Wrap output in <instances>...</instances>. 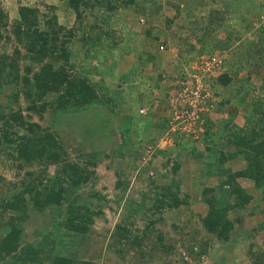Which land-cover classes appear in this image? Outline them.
<instances>
[{
    "label": "trees",
    "instance_id": "16d2710c",
    "mask_svg": "<svg viewBox=\"0 0 264 264\" xmlns=\"http://www.w3.org/2000/svg\"><path fill=\"white\" fill-rule=\"evenodd\" d=\"M61 1L66 2V7L72 12L75 22L80 20L82 12L95 9V12L91 11L93 13L89 26L91 29L98 28L101 23L107 24L118 8L130 9L135 13L134 15H146L145 22L142 20L139 23L138 19L135 18L138 21L136 24L141 25L143 23V26L141 25L138 30V35H142L141 41L135 44L134 39L131 38L134 45L133 50H130L129 44L126 42L128 38L125 37L126 41L116 45L113 34L110 35L109 29L102 27L98 28L101 30L96 31V38H92L88 44V47L96 54L94 59L100 56L101 63L106 61L107 58L104 56L110 51L111 55L109 54V56L112 58L114 53L112 47L117 52L122 51L118 53L116 59H112L114 61L121 59L126 52H132V56L138 61L134 64L133 58L131 69L129 68L125 74L126 78L122 76V79L132 80L145 69L159 72L158 62L164 57L162 52H166L165 48L168 44L177 39L174 30L167 31L170 34L166 35V32L159 28L160 21L153 16L155 12L153 5L156 4V1L153 0ZM52 7L49 4L47 9L51 10ZM50 13L40 11L34 4L25 3L18 5L15 17L8 20L7 11L0 4V43L12 41L17 44L12 47L10 56L4 51L0 54V90L6 87L8 83L19 82L23 98L30 101L29 105L26 106V111L22 108H17L18 110L11 108L9 105L13 104V99L11 100L14 97L13 91L3 103L0 102V155L4 154L6 158L15 159L18 162L17 168L21 167L22 164L39 167L38 177L35 176L28 180L20 179L6 182L0 176V180L6 187L5 193L0 198V264H94L91 257L90 259H77L75 257L76 249L71 250V246L86 236L90 225L93 223V217L101 213V200L105 199V196L92 188L95 180L92 181L91 179L93 170L88 168V166L95 165L94 158L99 152L78 151V153L73 154L77 160H73L71 155L61 147L62 144L58 141L56 131H50L46 124L41 125L45 121L42 115L46 112V105L49 108L47 113L56 115L97 109L99 111L95 115H102L101 118L107 122L115 118L118 120L120 116L124 128H118L120 123L117 121V124H114L115 128H113L115 134L112 135V138L115 137L117 142L121 137L129 135L132 130L136 131L133 128L136 122L143 127L139 130L140 136L142 129L153 130L155 136L152 135L150 139H143V137L138 136L131 145L133 150L137 152V158H143L145 153H148V156L163 155L166 150L155 147V142H167L169 140L167 136L173 135L176 144L182 143L176 145L173 153L177 147H182V141H186L185 146L187 147L179 154L168 152L165 161H172L173 169L178 167L177 159L200 161L198 173L204 177V180H207V178L213 177L217 168L222 165L220 174H223V178H219L214 185H202L198 194V201H201L206 207L205 215H199L198 218L201 227L206 233L208 232V235L213 233L223 241L229 239L233 225V221L227 215L229 208H232V212L236 213L235 221H240L241 216L237 215L240 214L238 212L246 207V204L257 200V203L250 207L262 206V215L264 216V93H262L264 90V29H261L262 35L259 39L258 50L256 48L253 50L261 51L260 55L256 56L260 62L254 61V64L247 66L245 70L246 78H260L263 81L258 89L263 95L255 97V92L252 91L253 94L248 98L249 94L247 91L245 92L244 88L243 90L235 88L237 92L235 99H217L218 102L214 99V104L215 102L223 104L227 100L230 103L235 102L239 108H242L239 112H245L247 116L252 114L253 120L255 117L256 120L245 127L236 123L232 124L231 121L235 118V113L227 112L215 104V109L211 111L212 114L210 112L201 113L202 124L206 127L203 128L201 136L193 138L191 141L187 139L188 135L184 132L176 131V129L171 130L170 97L180 91V81H184L182 79L184 73L181 74V65L178 61L184 55L194 53L193 51L206 56L213 55V49L205 47L204 41L198 39L197 47L184 40L185 49H177L178 54L173 59V70L179 82L170 73L165 74L163 72L166 85L160 87L159 81L154 80V89L157 91L154 96L150 91L144 89V92L136 90L134 99L122 98L118 100L119 97L115 98L116 92L114 91L116 90L106 87L103 83L104 75L99 70L98 64L90 60L87 64L75 65L81 62H77V60H81L78 58L80 51H76L74 54L70 46L76 26L73 24L65 26L57 22L56 16L53 13L50 15ZM179 17V21H181L183 17ZM149 21L153 24H149ZM184 32L188 35L189 28H186ZM101 34L107 35L108 40H105L106 42L104 39L107 38H103ZM207 36V29L200 33V37L203 39ZM195 37L198 38L199 36L195 35ZM112 39L113 45H115L108 47L112 43L109 40ZM160 47L162 48L160 49ZM19 59L41 62V66L38 71L32 72L29 76L30 69L23 66L24 74L19 76L16 69V62ZM223 65H226V61L218 66L220 71L217 70L216 75L204 76L203 81H206L208 88V83L211 84L213 81L217 86L223 88L224 92L232 86L229 84L228 74L223 71ZM162 71L163 68L160 72ZM107 74H111V72ZM213 77L214 79H212ZM50 93H53L54 96L48 103L37 104L41 98H48ZM145 93L146 96L143 95ZM217 94H220L218 90L212 91L213 96ZM144 96L148 99H145ZM133 100L135 102L134 110L131 111L129 104ZM121 104L125 106L123 111L118 110L124 107ZM215 110L216 114L214 115ZM33 114L36 115V120L32 119ZM208 115L215 118L210 119ZM217 118H220L222 129L210 133L207 126H214V121ZM251 120L252 118H250L249 123ZM177 132L181 133L182 136H177ZM184 135L186 139L183 138ZM215 135L218 137L215 138ZM108 137L105 136V138ZM143 141H145L144 144H142ZM147 141L152 142L148 143ZM197 143L200 145V149L197 148ZM140 144H142L141 148ZM237 156L243 159L244 164L240 169L230 171L225 163L228 158ZM144 159L140 158L139 161L143 165H148L150 161ZM216 162L218 164L215 170L213 164ZM50 163L54 164L53 175L47 179L45 176L46 168ZM153 166H149L150 171L147 176L153 183V188L157 189L156 192L152 190L154 208L174 209L178 208L180 203L187 204L188 195L178 197L179 185L177 181L172 182L170 180L167 184L162 185H157L153 181L158 176L161 177L160 173L153 171L155 169ZM26 173L30 176L32 172L27 171ZM237 177L251 180L253 187L259 194L258 197L254 199L248 191L238 184L235 180ZM122 185L124 189L126 182L118 179L114 186L120 187ZM84 187H87V196H89L86 200L82 198V193H79ZM121 196L122 194L117 196V199ZM229 199L232 202H229ZM47 207L57 208L52 226L46 231L37 232L38 236L28 242L22 226V222L28 216V208L43 211ZM124 208H126L125 204ZM115 225L113 227L119 232V236L124 237L127 228L121 224ZM262 228L264 229V219L259 221L257 227L247 226L246 230L248 232L260 231ZM176 234L179 235L177 240L183 246L185 243V248L199 252L197 248L200 245L195 241L194 236L192 240L187 234ZM135 239L136 236L131 239V242L133 243ZM159 239L163 241V236H159ZM160 241L159 244H162ZM191 253L194 254L192 251ZM262 257L264 258V252H262Z\"/></svg>",
    "mask_w": 264,
    "mask_h": 264
},
{
    "label": "rangeland",
    "instance_id": "374dc122",
    "mask_svg": "<svg viewBox=\"0 0 264 264\" xmlns=\"http://www.w3.org/2000/svg\"><path fill=\"white\" fill-rule=\"evenodd\" d=\"M153 1H156V4L153 5L155 11L153 16L157 17V20L160 21L159 28L165 31L166 35L170 34L167 31L174 30L173 32H176L175 35L177 36V39L165 48L167 51L162 52L163 56H168L171 52L175 59L176 54H178L177 49L185 47L184 40L186 42L189 41L195 47L198 46L197 39L204 41V46L213 49L212 53L220 57L221 63L226 61V65H223L222 68L228 74L230 78L229 84L233 85L234 90L235 88L239 90H243L244 88L245 92L247 91V94H249L248 98L253 94L252 91L255 92V97L263 95L264 90L262 93L258 90L263 81L260 78H246L245 70L247 66L254 64V61L260 62L256 56L260 55L261 51L253 50L255 48L258 50L257 47L260 45L259 39L262 35L261 29H264V0ZM25 3L34 4L42 12L53 13L56 16L57 22L65 26L72 24L76 26L70 46L74 54H76V51H80L78 58L81 60H76L77 62H81L75 65L87 64L91 60L95 64H98L99 70L103 72L106 78L108 76L110 79L111 74L106 75L105 73L108 70L112 71L114 69L116 60L112 59H116L118 53L122 51L117 52L112 47L114 50L112 58L109 56V54L111 55L110 51L109 54L104 56L107 58L106 61L101 63L100 56L94 59L96 54L92 52L93 50L88 47V44L92 38H96V31L101 30L98 28L102 27L109 29L110 35L113 34L116 45L128 40L126 42L129 44L130 50H133L134 45L131 38L134 39L135 44H138L142 38V35H138V30L143 23L141 25L136 24L138 23L136 19L139 16L142 17L143 22L146 20L145 14L134 15L135 13L130 9L118 8L112 14L107 24L101 23L98 25V28L91 29L89 26L93 16L91 12L93 9L82 12L80 20L75 22L72 12L66 7L65 1L0 0L1 6L7 11L8 20L15 17L17 6ZM49 4L53 6L51 10L47 9ZM93 11L95 12L96 10L94 9ZM90 12L91 14H89ZM179 16L183 17L181 21H179ZM142 20L139 22L141 23ZM149 24L152 25L153 23L149 21ZM186 28L190 30L188 35L184 32ZM206 29L208 30V36L203 39L200 37V33ZM195 35L199 37L197 38ZM101 36L107 38V35L101 34ZM130 39L131 42L129 41ZM105 40L107 41L108 38ZM109 42L112 43L108 47L115 45H113V39L109 40ZM16 45L12 41L5 42L4 44L0 43V54L4 51L10 56L12 47ZM20 51H22L21 48ZM193 52L187 56L184 55L178 61L183 71L187 73L193 71V68L197 70L199 66L198 56L200 53ZM137 61L134 58V64ZM16 65L19 76L24 74L23 66L30 69L29 76L32 72L38 71L41 62H30L27 59H19ZM106 66H109L106 68L107 71H103ZM216 74L217 71L212 75ZM208 84L211 92L220 90V86H217L214 81ZM136 87L126 92L124 96L130 97V93L134 94ZM21 91L19 82L8 83L6 87L0 90V102L3 103L8 95L13 92L14 97L11 98V100L13 99V104L9 106L16 110H18L17 108H22L26 111V106L29 105L30 101L23 98ZM53 96L54 94L50 93L47 96L48 98H41L37 104L48 103ZM211 102L215 105L214 101ZM134 104V100L129 104L131 111L134 110ZM121 105L123 106L124 104ZM220 106L221 104L219 103L218 107L220 108ZM124 109L121 107L118 110L123 111ZM240 109L242 110L239 106L236 108L234 105L226 107L225 111L234 112L236 115L231 121L232 124L236 123L245 127L256 120L255 117L249 123L250 118L254 116H247L245 112H239L241 111ZM45 111L42 115L45 121L41 125L46 124L50 131H56L58 141L62 144L61 147L71 155L73 160H77L73 157V154L78 153V151L99 152L94 158L95 165L88 166V168L93 170L91 179L92 181L95 180V183H93L92 188L98 191L99 194L104 195L105 199L101 200V213L93 217V223L90 225L86 236L78 241L77 244L75 243L76 245L73 244L71 246V250L76 249L75 257L77 259H90L91 257L94 264H264V258L262 257V252H264V229L252 232L246 230L247 226L257 227L259 221L261 222L264 219L262 206L250 207L255 205L257 200L246 204V207L238 212L240 214L237 215L241 216L240 221H235L236 213L232 212V208H229L227 215L233 221V225L227 241H223L213 233L212 235H208V232L206 233L201 227L198 216L205 215L206 207L201 201H198L200 188L202 185H214L219 178H223V174H220L222 165L216 170L218 163H214L216 173L213 177L207 178V180H204V177L198 173L200 161H191V159L181 161L177 159L178 167L173 169L172 161H165V159L168 152L173 153L177 144H182H176L173 135L167 136V139H169L167 142H155V147L165 149L166 154L148 156V153H145L143 158H140H145L144 160H148L150 163L143 165L139 161L140 158H137V152L131 146L135 142V139L140 136L139 130L143 128L141 124L136 122L133 126L136 131L132 130L129 135L121 137L119 142H117L115 137L112 138V135L115 134L113 128H115L114 124H117V121L120 123V126L117 127L120 129L124 128L120 116L118 120L117 118L114 119L116 122L114 120L107 122L101 118L102 115H95L99 111L97 109L70 114L59 113L56 115L54 113H47L49 108L46 105ZM134 113L136 114L135 111ZM36 118V115L33 114L32 119L36 120ZM210 126L212 125L207 126V129L212 133L214 129L213 126ZM176 131L178 130L176 129ZM152 135L155 136L154 131L145 128L142 129L140 137L150 139ZM187 135V139L192 141L194 136L191 134ZM105 136L109 137L105 138ZM177 136L182 135L177 132ZM183 138L186 139L185 135ZM140 141L142 140L140 139ZM147 142L151 143L152 141ZM182 142V147H179L180 149L177 147L173 154H179V152L187 148L185 146L186 141ZM142 144H140V148ZM197 148L200 149L199 144ZM17 163L15 159L6 158L4 154L0 155V176L6 182L38 177V166L22 164L21 167L17 168ZM225 164L230 171H234L240 169L244 161L240 156H237L228 158ZM53 165L50 163L46 168L45 176L47 179L53 175ZM149 166H153V169L155 168L153 171L161 174V177L158 176L153 180L157 185L167 184L170 180L172 182L177 181L179 185L178 197L188 195L187 204L180 203L178 208L174 209L164 207L154 208L152 205L154 196L152 190L156 192L157 189L153 188V183L150 182L147 176L150 171ZM171 168L172 170H170ZM27 171L32 172L30 176L27 175ZM47 179L45 178V180ZM118 179L126 182L124 189L123 185L120 187L114 186ZM235 180L254 199L258 197L259 194L253 187L251 180L240 177H237ZM5 188V184L0 180V198L5 193ZM86 188H82L79 192L82 193V198L85 200L89 198ZM120 194L122 196L117 199V196ZM194 197L195 199H193ZM228 201L232 202L231 199ZM124 204L126 208H124ZM27 214L28 216L22 222V226L26 240L29 242L38 236L37 232L46 231L52 226V222L55 220L57 214V208L47 207L43 211H35L28 208ZM115 224H121L127 228L124 237L121 238L119 236V232L113 227ZM175 232L181 235L187 234L192 240L194 236L195 241L200 245L197 248L199 252L194 249L185 248V243L183 246L177 240L179 235L177 236ZM161 235L163 236V241L158 240V237ZM135 236L136 239L132 243L131 239ZM159 241L162 244H159ZM251 243L253 244L251 245ZM259 259L261 261H258Z\"/></svg>",
    "mask_w": 264,
    "mask_h": 264
},
{
    "label": "built area",
    "instance_id": "2783aa9c",
    "mask_svg": "<svg viewBox=\"0 0 264 264\" xmlns=\"http://www.w3.org/2000/svg\"><path fill=\"white\" fill-rule=\"evenodd\" d=\"M198 57L197 70L193 68L189 73L183 71L184 81H180L181 89L170 97L171 130H180L185 134H191L194 138L199 137L202 125L201 113L215 106L211 102L214 101V96L203 78L216 72L221 63L220 57L215 54L210 56L200 54Z\"/></svg>",
    "mask_w": 264,
    "mask_h": 264
},
{
    "label": "crops",
    "instance_id": "0c3cea01",
    "mask_svg": "<svg viewBox=\"0 0 264 264\" xmlns=\"http://www.w3.org/2000/svg\"><path fill=\"white\" fill-rule=\"evenodd\" d=\"M164 47V46H163ZM129 52V51H128ZM126 52L124 55H122L121 59H119L120 61L117 62V60L115 61V66L114 69L111 71H107L106 68L109 66H106L104 68L103 71H107L105 74L107 75V73L111 72V79L107 76L104 75V81L103 83H105L106 87H111L113 88L114 92H116L115 98L119 97V100H121L122 98L125 99H134V94L130 93V97H126L124 96V94L126 92H129L132 90V88L135 86L137 91H141L144 92L143 90L145 89V91H150L152 96H154L157 91L154 89V80L159 81L160 83V87H164V85H166V80L164 79L165 74L170 73L172 76H174V78H176V81L179 82L177 75H175L174 73V57L173 54L170 52V55L168 56H164L163 58H161L158 62V66L160 67V71L163 68V71L160 72H153L149 69H145L143 72H139L138 75H136V77L132 80L127 79H122V76H125V74L128 72L129 68L131 69V65L133 63V56L131 54V52ZM165 74H164V73ZM180 72H183V68L180 67ZM126 78V76H125ZM175 82V81H174ZM143 86V87H142ZM121 90V91H120ZM163 92V91H162ZM217 95H214V99H235V96L237 94V92L233 89V85L230 88L226 89V92L223 91V88H220V90L218 91ZM146 96V93L143 94ZM144 96L145 99H148ZM148 96V95H147ZM215 104L218 106V103L215 102ZM238 107V105L235 104V102H228V100L221 104L220 107H222L223 110L226 109V107H229L231 105H233ZM223 105V106H222ZM124 106V105H123ZM216 107V106H215ZM125 108V106L123 107ZM212 114V112H210ZM210 114V115H211ZM216 114V110L214 111V115ZM166 115V113H165ZM208 115V118H212L213 116ZM250 116H252V114H249ZM215 117H213L212 119H214ZM248 119V118H247ZM253 119V118H252ZM214 131L218 132L219 130L222 129V123L220 121V118H217L214 121V126H213ZM215 138L218 137V135L214 136Z\"/></svg>",
    "mask_w": 264,
    "mask_h": 264
},
{
    "label": "clouds",
    "instance_id": "9594fccd",
    "mask_svg": "<svg viewBox=\"0 0 264 264\" xmlns=\"http://www.w3.org/2000/svg\"><path fill=\"white\" fill-rule=\"evenodd\" d=\"M142 17H138L137 19H138V21H140V19H141ZM142 20V19H141ZM140 23V22H139ZM215 107V106H214ZM214 107H212L211 109H209L207 112L205 111V113H209V112H211L212 110H214L215 108ZM203 120V119H202ZM206 126L204 125V124H202L201 125V128H200V130H199V136H201V133H202V130H203V128H205ZM210 132V131H209Z\"/></svg>",
    "mask_w": 264,
    "mask_h": 264
}]
</instances>
